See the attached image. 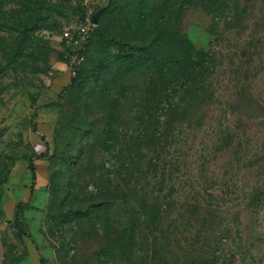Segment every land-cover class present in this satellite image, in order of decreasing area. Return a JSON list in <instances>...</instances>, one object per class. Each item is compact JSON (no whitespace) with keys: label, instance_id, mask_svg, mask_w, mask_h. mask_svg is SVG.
I'll use <instances>...</instances> for the list:
<instances>
[{"label":"rangeland","instance_id":"rangeland-1","mask_svg":"<svg viewBox=\"0 0 264 264\" xmlns=\"http://www.w3.org/2000/svg\"><path fill=\"white\" fill-rule=\"evenodd\" d=\"M17 1L0 0V264H98L122 205L101 200L118 202L123 183L102 147V83L90 69L115 55L107 43L133 40L132 1L156 10L147 36L163 19L166 37L212 57L205 106L173 117L167 134L153 119L138 126L124 103L133 161L117 197L130 209L149 192L170 202L162 225L150 238L138 228L137 242H153V264H264V116L237 118L246 101L264 112V0L213 10L203 0H41L38 22L12 30ZM65 31L87 32L80 62Z\"/></svg>","mask_w":264,"mask_h":264},{"label":"trees","instance_id":"trees-1","mask_svg":"<svg viewBox=\"0 0 264 264\" xmlns=\"http://www.w3.org/2000/svg\"><path fill=\"white\" fill-rule=\"evenodd\" d=\"M231 1H234L232 6H236L237 0H203L204 6L212 10L218 4L227 6ZM41 2V0H18L16 9L12 10L14 26L9 28L6 25V27L22 30L37 23L35 7ZM128 10L131 18L127 27L132 29L133 40H113L107 43L115 47V55L98 59L90 69L97 76V83H102L103 108H105L102 130L105 134V142L102 147L108 163L113 158L119 163L116 173L123 183L122 186L114 187L118 202H113V198L108 202L104 196L101 200L106 206L111 205L114 208L122 205L118 218L108 225L111 229H105L110 230L107 234L109 242L99 249L98 264H153L155 256L151 246L154 244L152 242L149 245L148 240L142 243L141 239L137 242L136 230L142 228L144 236L150 238L151 232L162 225V216L170 203L149 192L140 200L142 205L136 204L137 207L130 209L131 203L126 196L117 197L125 189L123 187L131 177V170L127 164H132L133 161L130 157L131 153H128L127 144H122L129 137L123 131L124 103L131 104L129 110L138 126L153 119L163 135L165 131L167 134L170 130L173 117L183 116L185 110H189L194 104L197 107H204L200 98L203 94H207L208 97L210 91L205 83L212 66V57L209 53L196 51L184 36L173 34L171 37H166L165 34L168 32L170 35L172 30H167L168 22L163 19L158 22L159 27L157 25L156 29L153 28V36H147L145 24L149 21L148 14L151 15V11L156 13V10L145 8L144 4L136 5L133 1ZM178 19L179 16L176 21ZM160 45L162 48L159 47ZM85 50H78V55H82L83 59L86 56ZM114 65H116L115 70L112 69ZM73 70L75 74L78 72L76 65ZM147 84L149 86H146ZM243 117L245 116L237 115V118L244 119ZM138 137L140 136L132 140L136 145L134 148L140 147ZM30 170L34 174L33 165L30 166ZM15 218L18 223L17 213ZM134 222L136 229H132L135 228ZM131 225L133 226L130 227ZM191 264L225 263L220 262L219 259L212 261L204 259L193 260Z\"/></svg>","mask_w":264,"mask_h":264},{"label":"water","instance_id":"water-1","mask_svg":"<svg viewBox=\"0 0 264 264\" xmlns=\"http://www.w3.org/2000/svg\"><path fill=\"white\" fill-rule=\"evenodd\" d=\"M92 23L94 25L97 24V17L93 19ZM240 110H241L240 115L242 116H252V117H258V118H261L262 116H264V112H262L261 107L254 101H246L242 103V105H240Z\"/></svg>","mask_w":264,"mask_h":264},{"label":"built area","instance_id":"built-area-1","mask_svg":"<svg viewBox=\"0 0 264 264\" xmlns=\"http://www.w3.org/2000/svg\"><path fill=\"white\" fill-rule=\"evenodd\" d=\"M86 35H87V32L86 31H82L81 34H79L78 36H80V40L77 38V37H72L70 35V33L68 31H65L63 33V36L66 38V39H71V42L75 43V44H78L79 46V50H83L84 49V44H85V39H86ZM72 37V38H71ZM79 42V43H78ZM77 62H80L81 60H83V56H79L77 57Z\"/></svg>","mask_w":264,"mask_h":264}]
</instances>
